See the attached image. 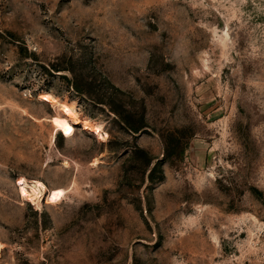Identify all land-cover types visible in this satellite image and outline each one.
I'll return each instance as SVG.
<instances>
[{
	"label": "rangeland",
	"instance_id": "rangeland-1",
	"mask_svg": "<svg viewBox=\"0 0 264 264\" xmlns=\"http://www.w3.org/2000/svg\"><path fill=\"white\" fill-rule=\"evenodd\" d=\"M263 254L264 0H0V264Z\"/></svg>",
	"mask_w": 264,
	"mask_h": 264
},
{
	"label": "bare ground",
	"instance_id": "bare-ground-1",
	"mask_svg": "<svg viewBox=\"0 0 264 264\" xmlns=\"http://www.w3.org/2000/svg\"><path fill=\"white\" fill-rule=\"evenodd\" d=\"M42 99L52 103L57 108V111L52 119V124L54 128L58 129L59 132H62L64 136H71L74 132V125L81 122L83 128L91 129V132H94L98 137H101L100 124L92 122L90 119L84 117L80 119V114L77 112L74 102H70L65 99L60 100L48 92L42 94ZM32 186L36 193L31 199V202L38 206L40 204V197L43 194L45 188L44 185L39 181L32 182ZM20 190L22 196L26 197V188L21 185Z\"/></svg>",
	"mask_w": 264,
	"mask_h": 264
},
{
	"label": "built area",
	"instance_id": "built-area-1",
	"mask_svg": "<svg viewBox=\"0 0 264 264\" xmlns=\"http://www.w3.org/2000/svg\"><path fill=\"white\" fill-rule=\"evenodd\" d=\"M263 256H264V254H263Z\"/></svg>",
	"mask_w": 264,
	"mask_h": 264
}]
</instances>
